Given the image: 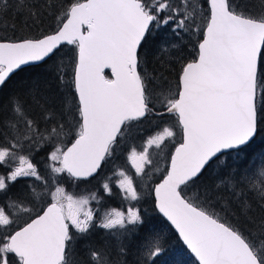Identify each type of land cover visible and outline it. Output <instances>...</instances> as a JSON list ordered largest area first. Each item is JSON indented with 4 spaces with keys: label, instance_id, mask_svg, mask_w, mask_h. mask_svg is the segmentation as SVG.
Segmentation results:
<instances>
[{
    "label": "snow or ice",
    "instance_id": "obj_1",
    "mask_svg": "<svg viewBox=\"0 0 264 264\" xmlns=\"http://www.w3.org/2000/svg\"><path fill=\"white\" fill-rule=\"evenodd\" d=\"M10 12L39 34L0 38V90L64 44L76 54L69 80L57 65L70 92L34 82L0 103V264H126L147 227L145 195L198 264H264V151L252 150L264 132V0H0V30L15 32ZM155 39L168 75L147 70ZM145 124L153 134L138 150ZM168 142L161 169L150 149L164 153ZM122 151L132 174L114 170L87 195L64 186L100 177ZM117 194L126 207H89ZM163 251L149 230L136 264H156Z\"/></svg>",
    "mask_w": 264,
    "mask_h": 264
},
{
    "label": "trees",
    "instance_id": "obj_2",
    "mask_svg": "<svg viewBox=\"0 0 264 264\" xmlns=\"http://www.w3.org/2000/svg\"><path fill=\"white\" fill-rule=\"evenodd\" d=\"M8 23L9 24L16 23L17 27L15 32H13L11 28L6 29L4 30L5 31L4 35L0 38L16 39L21 36L30 37L39 34V31L35 28L29 30L28 28L22 27L21 26L22 17L16 16L15 13L12 12L9 13ZM51 23L52 22L50 20L46 21L43 26L44 29L50 30L49 25ZM0 32L2 31L0 30ZM159 43H160L159 39H155L145 48V51L148 54L147 70L149 72L165 71V67H162V62L168 60L169 54L161 53L158 51ZM185 43L186 46L184 47L181 55L186 59L189 60L193 59L195 57V48L192 43H189L187 41ZM70 46L71 45L63 46L60 49V51L57 53L56 57L47 60L41 65L29 66L16 72V74H14L11 80L8 82V85L2 90H0V103L6 104L10 96H12L13 94L23 93L34 82H38L42 88L46 89V87H49L48 90L56 94L57 97H61L63 94L70 92V89H68L64 84H62L61 81L57 78L58 77L57 65L60 63L61 60L63 62V68L61 70L64 73H66V75L64 76L65 81L69 80L71 76L72 61L75 58L76 52L71 53ZM174 59L175 57H173V60ZM176 67L178 68L179 65H176ZM165 74L168 75V71H165ZM169 79L174 83V72L172 73V75H169ZM152 133H153V127L151 125L145 124L144 133L141 139L142 140L146 139L147 135H150ZM179 141L180 140L177 139L175 143L177 142L179 143ZM172 143L173 142L168 143L169 147L168 149L165 150L166 155L168 151L173 150ZM252 150L256 152L264 151V132H261L256 137L255 142L252 145ZM126 155L127 152L122 151L119 154V159L115 161H110L109 164L105 166L103 173L101 174L100 177L89 180L88 183H93L95 181L97 182V185H95L96 189L86 192L85 194H89L90 192H99V185L102 178H104L105 176H110V177L113 176L114 170H118L122 168L124 170L134 172V169H132L130 163L126 159ZM155 162L158 164V166L161 169L166 167L165 158L161 162L157 160ZM229 163H232V161L229 160ZM160 175L161 173H155L154 179H159ZM113 179H115V177H113ZM203 180L208 184H212L216 181V176L214 174H210V172H205ZM81 182H85V181H80V183ZM72 185L73 183L69 181L68 187L71 188ZM75 185H78V183L76 182ZM76 194L80 195L78 192ZM110 199L111 197L105 196L104 200L101 202L103 207L95 203L96 209H98L99 211L108 209L110 204ZM117 205H120L119 201L117 202ZM138 206H140L142 209L141 212L146 221L147 227L146 229L142 228L139 231L135 243L131 245V251L133 252L137 251V247L139 245L140 240L145 235L148 234L149 230H151L154 231L155 233L161 234L163 238L164 251L156 259V264H198V262L195 260L191 252L183 244L176 231L156 209L154 203V196L145 195V198L140 202ZM257 215H260V210H257ZM105 235L106 234L104 233V231L101 230L98 234L92 235L91 240L94 241L97 245H102L104 243ZM83 243L84 242L81 241V246L83 245ZM131 251H129V253L122 258L125 261L127 260L126 264H136L138 254L137 257L135 258L130 257Z\"/></svg>",
    "mask_w": 264,
    "mask_h": 264
},
{
    "label": "rangeland",
    "instance_id": "obj_3",
    "mask_svg": "<svg viewBox=\"0 0 264 264\" xmlns=\"http://www.w3.org/2000/svg\"><path fill=\"white\" fill-rule=\"evenodd\" d=\"M2 32H0V37H2L3 35H4V33H5V31L4 30H1ZM193 49V48H192ZM70 52L71 53H73V52H76V48H75V46L74 45H72V46H70ZM62 61V60H61ZM60 61V62H61ZM167 68H171V65H167ZM46 89H49V87H46ZM52 89V88H51ZM56 107H57V110H59V108H60V104H59V102L57 103V105H56ZM177 132H178V135H177V137H176V139H175V142L177 141V139H179L180 140V136H179V130L177 129ZM153 134V133H152ZM168 143H171V142H168ZM178 143V142H177ZM143 144V140L142 139H140V140H137V141H135L134 142V146H136L137 147V149L138 150H140V147H141V145ZM150 152H152V154H153V159H154V161H159V162H161V161H163L164 160V158H165V156H166V153L164 152V153H161L160 152V150H158V149H155V148H153V149H150ZM156 159V160H155ZM131 165V164H130ZM126 171H128V170H126ZM129 172V174H132L133 172H130V171H128ZM85 182H87V183H85ZM85 182H81L80 184H78V185H75V186H72L71 188L70 187H68V191H70V192H75V193H77V192H83V195H87V194H85L86 192H89V191H92V190H95L96 188H95V185H97V182L95 181V182H93V183H88V181H85ZM114 191H117L118 192V190L117 189H114ZM120 202V205H117V202ZM96 201H92L91 203H90V205H89V207H92L94 210H97L96 209ZM127 206V202H124V201H122L121 200V198L119 197V195L117 194V195H115V196H113V197H111V199H110V204H109V208H113V207H115V208H124V207H126ZM138 207H140V206H138ZM140 209H141V207H140ZM141 211H142V209H141ZM135 251V250H134ZM130 257H137V251H135V252H133V251H131V253H130ZM127 261V260H126Z\"/></svg>",
    "mask_w": 264,
    "mask_h": 264
},
{
    "label": "flooded vegetation",
    "instance_id": "obj_4",
    "mask_svg": "<svg viewBox=\"0 0 264 264\" xmlns=\"http://www.w3.org/2000/svg\"><path fill=\"white\" fill-rule=\"evenodd\" d=\"M44 157H45V152L41 151V152H39V153L37 154L36 159H37V160H43ZM91 180H92V179H91ZM77 183L80 184V181L77 182ZM22 184H23V182H21L20 184H17V185H16V189L20 188V187L22 186ZM64 186H65L66 189L68 190V182L65 183ZM72 186H75V184H73ZM16 189H13V191H15ZM78 193H79L80 195H83V192H78ZM0 199H2V198H0ZM100 231H101V229H96V230H94V232H93L92 235L98 234ZM78 244L81 245V241H79Z\"/></svg>",
    "mask_w": 264,
    "mask_h": 264
},
{
    "label": "water",
    "instance_id": "obj_5",
    "mask_svg": "<svg viewBox=\"0 0 264 264\" xmlns=\"http://www.w3.org/2000/svg\"><path fill=\"white\" fill-rule=\"evenodd\" d=\"M64 45H67V44H64ZM63 45V46H64ZM42 63H44V62H40V63H35V64H31V65H27V66H23V68H26V67H29V66H34V65H40V64H42ZM22 68V69H23ZM18 72V71H17ZM107 72H109L110 73V69H105V74H107ZM91 180V179H90ZM161 214V213H160ZM162 215V214H161ZM163 216V215H162ZM164 217V216H163ZM165 218V217H164ZM166 219V218H165ZM167 220V219H166ZM168 221V220H167ZM169 222V221H168ZM169 224L171 225V223L169 222ZM172 226V225H171ZM173 227V229L175 230V228H174V226H172ZM176 231V230H175ZM177 232V231H176ZM177 234H178V232H177ZM179 235V234H178ZM181 239V238H180ZM181 241H182V239H181ZM183 242V241H182ZM184 244V243H183ZM185 245V244H184ZM186 246V245H185ZM186 248H187V246H186ZM189 250V249H188ZM190 251V250H189ZM191 252V251H190ZM192 254V253H191ZM193 256H194V254H192ZM195 258V257H194Z\"/></svg>",
    "mask_w": 264,
    "mask_h": 264
},
{
    "label": "bare ground",
    "instance_id": "obj_6",
    "mask_svg": "<svg viewBox=\"0 0 264 264\" xmlns=\"http://www.w3.org/2000/svg\"><path fill=\"white\" fill-rule=\"evenodd\" d=\"M64 87V86H63ZM173 228V227H172Z\"/></svg>",
    "mask_w": 264,
    "mask_h": 264
}]
</instances>
